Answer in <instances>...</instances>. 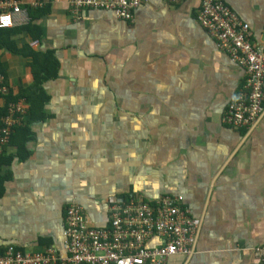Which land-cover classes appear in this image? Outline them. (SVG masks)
<instances>
[{
    "label": "crops",
    "instance_id": "0c3cea01",
    "mask_svg": "<svg viewBox=\"0 0 264 264\" xmlns=\"http://www.w3.org/2000/svg\"><path fill=\"white\" fill-rule=\"evenodd\" d=\"M40 1L0 31V77L14 95L33 83L32 53L58 67L42 83L49 99L30 126L28 157L0 168V255L13 245L60 256L68 205L103 228L107 199L132 193L148 203L180 196L196 222L189 255L164 264H255L264 110L249 128L222 123L244 73L199 26L200 0H148L130 21L88 9L73 19L70 0ZM218 1L249 25L252 42L264 41V0Z\"/></svg>",
    "mask_w": 264,
    "mask_h": 264
},
{
    "label": "built area",
    "instance_id": "2783aa9c",
    "mask_svg": "<svg viewBox=\"0 0 264 264\" xmlns=\"http://www.w3.org/2000/svg\"><path fill=\"white\" fill-rule=\"evenodd\" d=\"M170 4L182 0H165ZM148 0H70L73 19L82 11H107L118 19L130 21L132 13ZM38 7L40 0H0V29L13 26L16 16L25 14L26 6ZM199 26L212 39L216 49L225 54L244 73L243 83L222 115L230 128H249L264 110V41L254 43L250 28L227 5L218 0H200L196 13ZM0 77V154L7 145L13 127L26 116L23 98L9 102ZM2 102V103H1ZM107 223L96 228L87 221L82 209L68 205L63 216V253L51 247L39 253H24L13 245L5 247L0 264H164L172 256H187L193 244L196 222L183 205V198L164 196L144 202L134 194L107 199ZM154 236L163 237L158 246L148 248ZM255 264H264V245L257 250Z\"/></svg>",
    "mask_w": 264,
    "mask_h": 264
},
{
    "label": "trees",
    "instance_id": "16d2710c",
    "mask_svg": "<svg viewBox=\"0 0 264 264\" xmlns=\"http://www.w3.org/2000/svg\"><path fill=\"white\" fill-rule=\"evenodd\" d=\"M0 31L7 30L0 29ZM31 56L33 57L31 67L33 78L32 85L26 89L19 88L15 95L11 91H8V95L4 97L3 103L1 102L5 108L7 103L15 102L17 99L23 98L27 105V115L25 116L22 125L13 127L8 144L9 147L11 146L15 148L16 152L14 155L7 154V146L5 145L0 154V168L2 164L7 165L10 163L13 157H17L19 160H24L28 157L29 153L25 146L33 137L30 126L34 122L40 120L43 121L45 117L44 109L49 97L44 93L41 86L42 83L55 79L58 67L57 63L53 60L52 55L46 54L45 56L41 55L39 57L37 54L32 53ZM10 94H13V96ZM2 108H0V111ZM4 111L5 110L3 109L2 112ZM4 179V177H0V195L3 192L2 181H4Z\"/></svg>",
    "mask_w": 264,
    "mask_h": 264
}]
</instances>
